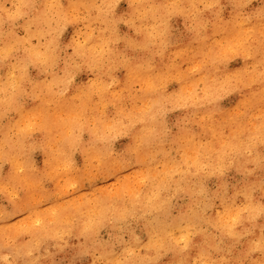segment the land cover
Listing matches in <instances>:
<instances>
[{"label": "clouds", "instance_id": "1", "mask_svg": "<svg viewBox=\"0 0 264 264\" xmlns=\"http://www.w3.org/2000/svg\"><path fill=\"white\" fill-rule=\"evenodd\" d=\"M0 264H264V0H0Z\"/></svg>", "mask_w": 264, "mask_h": 264}]
</instances>
